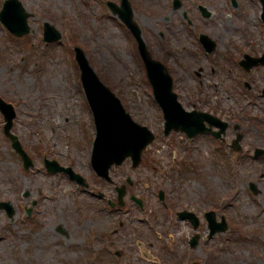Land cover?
I'll use <instances>...</instances> for the list:
<instances>
[{
  "label": "rangeland",
  "instance_id": "374dc122",
  "mask_svg": "<svg viewBox=\"0 0 264 264\" xmlns=\"http://www.w3.org/2000/svg\"><path fill=\"white\" fill-rule=\"evenodd\" d=\"M18 1L31 14L29 33L15 38L0 28V97L15 108L11 131L34 166L23 169L3 134L0 114V201H10L14 209L12 217L0 211V264H188V246L182 244L188 228L179 223L180 231L172 230L168 224L173 221L168 212L173 215L181 209L200 214L214 210L229 223L226 232L195 248L191 261L264 264V157L253 159L255 149L264 150V98L252 99L249 106V97L239 96L246 91H232V80L218 69L221 87L214 88L211 78L207 81V71L197 91L193 70L202 63L197 64L195 57L203 56L181 18L187 13L197 28L200 24L213 31L222 68L228 53L237 57L242 51L264 50L257 4L237 0L238 6L231 3L232 11L227 0H180L182 6L172 10L171 0H128L148 49L158 59H166L178 87L189 90L202 111L230 117L231 125L242 120L240 143L250 150L235 160L216 150L209 136L188 141L182 133L164 135L161 112L141 64L129 49L131 40L109 17L107 0ZM197 4L206 7L211 17L204 20ZM45 22L65 35L59 43L43 41ZM160 32L167 34L166 42L157 38ZM71 34L74 39L69 41L66 35ZM75 46L84 51L133 120L156 136L137 168L126 160L110 169L111 182L100 180L91 167L94 127L74 61ZM253 74L257 88H263L264 70ZM233 137L230 130L226 142ZM43 157L70 166L89 187L78 188L65 173H48ZM249 182L258 189L255 197L248 190ZM120 186L126 189L122 209L111 210L91 194L102 193L116 201L115 187ZM159 191L167 209L158 200ZM132 195L142 199L143 210L132 203ZM206 227L199 230L201 235Z\"/></svg>",
  "mask_w": 264,
  "mask_h": 264
},
{
  "label": "water",
  "instance_id": "95a60500",
  "mask_svg": "<svg viewBox=\"0 0 264 264\" xmlns=\"http://www.w3.org/2000/svg\"><path fill=\"white\" fill-rule=\"evenodd\" d=\"M16 0L7 1L0 15L4 25L15 35L22 36L29 31L27 25L28 15L24 12ZM263 21H264V0ZM115 12H118L121 19L131 29L138 40L140 55L147 69L148 77L152 83L156 99L160 102L165 118V134L171 130L186 132L190 137L199 133L202 128L201 120L191 117V114L184 113L177 104L175 96L171 93V79L165 68L159 62L154 61L148 52L146 45L140 37V31L132 21V11L126 0L123 2V9H118L111 5ZM44 36L47 41H54L60 38V34L49 25L45 24ZM76 59L81 69L82 84L92 110L94 124L96 128V138L92 152V166L100 177L108 179V170L113 165H120L128 157L132 160L133 167H136L141 160V153L150 144L154 135L145 127L132 120L130 115L123 108L120 100L115 97L110 90L104 86L97 78L95 72L90 67L84 54L80 49H76ZM0 110L3 113L6 124L5 134L12 140L13 147L21 156L24 166L32 165L30 159L22 150L17 138L10 134L12 120L15 116L13 107L0 99ZM200 125L199 127H197ZM50 171H61L62 168H53L54 163H48ZM70 176L81 184L82 179L68 171ZM119 201L124 195V189H119ZM138 202V201H137ZM0 209H5L9 216L12 215V208L9 203H0ZM185 215L184 213L181 216ZM213 214L206 215L209 222L210 236L216 231H221L214 223Z\"/></svg>",
  "mask_w": 264,
  "mask_h": 264
},
{
  "label": "flooded vegetation",
  "instance_id": "af4514ba",
  "mask_svg": "<svg viewBox=\"0 0 264 264\" xmlns=\"http://www.w3.org/2000/svg\"><path fill=\"white\" fill-rule=\"evenodd\" d=\"M191 2H192V0H191ZM186 16L188 17L187 13H186ZM210 17H211V15L209 14V16H207L205 18L202 17V18L204 20H207ZM188 19L189 20H186V19L182 18L183 27H185L186 30L189 33L191 32L192 37H193L194 33L196 34L195 35V39H194L195 40V45H197V48H198L199 52L203 56V58L195 57L196 63L197 64L202 63V65L199 64L197 66V70H193V74L196 76L195 77L196 84H195L194 88L197 89V91H200L201 85L203 84L202 75L205 72L207 73V71H209V75H210V77L209 76L207 77V81L209 80V78H211L210 82L212 83V86H214V88L215 87H221V83L219 82L218 77L216 75L217 74V69H218L219 72L226 73L225 74V78H229L230 81L232 80L233 83H231L229 85V86H231L232 91H234L235 93H237L239 91L241 92V90L242 91H246L244 93L239 94V96L240 95H241V97L247 96V97H249V99H256V100H259V101H260V99L264 98V87L260 88V89L257 88V86L255 85L256 75L253 74L254 71L256 72V71H260V70L263 71L264 70V51H258V52L256 51V52H253V53H248V51H245V52L241 53V56H240V53H239V55H237V57H234V55L232 53H228L226 56H224L222 58V63H223L224 66L222 68H220L219 67L220 60L216 58V52H215L216 45H215L214 52L206 53V52H204V50L202 49L201 44L198 41V38L201 35L204 34V35H207L210 38H212L215 41V43H216L215 38L217 39V36L213 35L214 34L213 31L207 30L208 28L206 29L204 26L202 28L199 23H198L199 24V26H198L199 28H197L196 27L197 24L194 21H192L189 17H188ZM206 24H207L206 22L203 23V25H206ZM209 26H210V24H209ZM190 28H193V30L191 31ZM157 38L160 40V42H166L168 40L167 34H164L162 32H160L157 35ZM250 49H251V47H250ZM165 50H166L165 51V55L168 54V56H169L171 53L169 51L170 49H169L167 44L165 45ZM150 52H151V50H150ZM245 55L251 57L250 59L249 58L245 59L246 60L245 64H247V65H254V63H258V64L253 66L252 68H249L248 70H245L244 68H241L240 67V61ZM153 57L155 59L161 61L167 67L168 72H169L170 76L172 77V83H173L172 88H173V91L176 93V95L178 97L177 99L182 104V106L188 111L189 110L202 111L201 108H198V106L193 102V99H191L192 96L190 94V91L189 90L185 91V89L181 90L178 87V83H177L178 79L176 77H174L173 73L171 72V67H170L169 63L167 64L166 59L165 60H162V59L160 60L157 57H155L154 55H153ZM231 65L233 66L232 68H231ZM229 66H230V70H229ZM226 67H227V70H229V71H226ZM185 68H186V66H185ZM240 69H242L241 72H240ZM257 91H259V92H257ZM203 112L214 114L213 112H211V111L209 112L208 110L207 111H203ZM214 115H216V114H214ZM216 116H218L220 119H222L224 122L227 123V127L224 130V132L222 133L221 138L218 139L219 143L222 146H227V148L230 147L229 150H232L230 143H232V139L233 138H230V141L228 143L226 142V140L228 138V133H229L230 130H232V131H234V136L236 134H239L238 133V129L240 127H242V126L238 125V123H241L242 120L235 119L234 125H231V119L232 118L226 117V116L225 117H220L219 115H216ZM240 135L242 136V138L240 140V142H241L243 140V138H244V133H242ZM240 146H241V148H240L239 153H241V154H242V152H248L250 150L248 148H244L243 145H241V143H240ZM221 149H223V148H221ZM253 155L255 156L253 158L254 160H257V159L261 160L262 157H264V151L260 152V154L257 155V156L254 153H253ZM255 188H256V186H255ZM124 205H125V202L123 203V206ZM183 210L188 211L187 209H183ZM189 211L191 212L192 210L190 209ZM194 213L197 216L194 222H192L191 219L181 220L180 221V219L177 218L178 217V212L174 211V217H173L172 216V211H171L170 214H169V217L173 221L172 222L168 221V224L170 226L169 228H171L172 230H175L174 229V227H175L176 230L180 231V227L178 226V225H180L179 223H184L185 226L188 228V230L184 234V239H183V243L182 244H187L190 252H192L195 248H198V247L200 248L202 246V244L204 243V241L209 242L210 240L216 238V236H217L216 235V236L212 237L211 239H209L208 235H207V230H206L207 227H206V229L204 231V235H201L199 233V230L204 226V224L206 225V221H205V218H204V216H205L204 214L205 213L204 212H202L201 214L199 212L198 213L194 212ZM222 215L223 214L217 215V219L219 218V216L221 218ZM225 219H226V222H227V227L229 228L228 218L225 217ZM194 224L196 225V228L194 227ZM176 226H178V228ZM177 239L179 240L178 236H177ZM194 244H196L197 246L195 248H191V245H194Z\"/></svg>",
  "mask_w": 264,
  "mask_h": 264
}]
</instances>
